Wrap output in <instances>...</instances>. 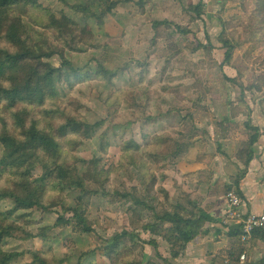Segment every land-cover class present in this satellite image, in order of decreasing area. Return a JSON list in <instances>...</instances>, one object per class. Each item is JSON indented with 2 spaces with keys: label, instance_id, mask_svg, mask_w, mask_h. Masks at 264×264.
Returning a JSON list of instances; mask_svg holds the SVG:
<instances>
[{
  "label": "trees",
  "instance_id": "trees-1",
  "mask_svg": "<svg viewBox=\"0 0 264 264\" xmlns=\"http://www.w3.org/2000/svg\"><path fill=\"white\" fill-rule=\"evenodd\" d=\"M54 1L59 8L45 6L43 0H0V148L4 150L0 160V201L8 199L14 204L7 214L0 212V264L18 263L25 257H30V264H57L52 247L13 251H7L6 247L15 239L17 231L23 233L21 239L24 241L49 242L51 230L60 227H71L74 234L95 236L102 243L98 250L81 255L77 264H85L91 254L94 258L102 257L108 264H157L145 261L141 248L146 245L157 252L158 240L168 245L170 259L178 260L189 243L204 235V220L194 207V211H189L194 203L188 196L174 198L161 182L166 178L163 172L171 167L167 163L178 162L192 144L181 143L170 131L143 132L140 142L124 141L122 137L118 160L110 165L107 163L105 157L109 156L112 144L106 124H113L123 107L129 108L137 121H144L143 126L152 125L149 131L159 121L144 113L149 90L146 84L148 64L134 61L133 66L124 69L107 71L100 68L97 72L89 65L76 68L68 54L80 55L99 48L97 36L88 23L104 27L121 2L82 0L80 4L72 5L70 0ZM155 1L124 2L142 7ZM223 1L217 0L219 5ZM254 1L252 12L242 5L241 20L220 22L224 36L233 32L223 42L222 64L218 66L212 59L215 47L207 37V45L200 43L192 50V53L203 51L206 55V59L194 65L196 69L223 70L230 66L238 46L237 33H241L244 41L252 43L253 49L264 51V0ZM206 7L200 0L183 9L184 19L188 21L185 26L170 20L152 24L154 30L167 31L162 48L163 73L174 67L175 59L183 52L178 38L194 34L190 27L203 21L207 15ZM76 16L83 23L76 21ZM258 63L262 70L250 86L245 85L240 71L235 79L225 75L224 79L233 88H239L242 95L245 90L264 95V54ZM132 67L140 71L138 87L111 91L104 103L107 118L94 124L86 122L82 113L84 105L68 92L92 81L115 85L120 72ZM152 82L153 79L149 81ZM260 106L264 114V100L260 101ZM136 112L141 116L137 117ZM183 131L195 136L193 125L184 126ZM249 131L252 132L249 133L251 141L240 143L235 153L236 159L245 167L253 161V145L261 136L256 128L249 126ZM95 139L99 140L100 149L81 174L78 153ZM122 172L133 177L135 186L131 192L128 188L124 191L118 187L113 191L107 189L113 175ZM242 178L239 176L237 185ZM222 191L226 195L235 192L232 187ZM71 194L78 196L75 205L69 208L66 202ZM94 199H104L107 205L123 211L131 230L102 238L96 230L97 219L91 221L89 217ZM17 212L28 217L27 223L21 225L32 224L37 214L41 215L39 222L44 216H51L55 224H42L35 234L27 233L11 220ZM137 232L149 235L150 239L142 240ZM228 249L222 255L239 263L242 251ZM160 259L163 264L168 263L162 256Z\"/></svg>",
  "mask_w": 264,
  "mask_h": 264
},
{
  "label": "rangeland",
  "instance_id": "rangeland-1",
  "mask_svg": "<svg viewBox=\"0 0 264 264\" xmlns=\"http://www.w3.org/2000/svg\"><path fill=\"white\" fill-rule=\"evenodd\" d=\"M114 1H120L121 3L104 27H98L93 22L88 23V26L97 36L99 48L80 55L68 54V58L76 68L89 65L90 69L94 72L100 71V68L107 71L124 69L128 65L133 66L134 61L146 62L148 64L146 84L149 90L144 113L150 115L152 118H158L159 121L149 131L152 125L143 126L144 121H137L133 117L132 111L127 107H123L115 122L113 124H106L107 135L112 144L109 156L105 157L109 165L116 162L121 154L119 144L122 137L124 141L134 139L140 142L143 132L154 134L170 131L174 133V137L181 143L189 142L191 136L188 134L187 136L181 135L180 132L183 131L184 126L191 125L190 121L194 119V115L202 110L203 107L206 109L209 108V106L203 105V103H208L214 95L216 96L215 100L222 99L225 102L226 97L222 93L226 94V96L230 93L227 88L228 83L224 79V75L227 76L225 70L221 68L196 69L194 65L206 59V55L203 51L192 53V50L197 47V44L207 45V37H209V41L215 47V52L214 54L212 53V59L220 66L225 54L223 42L228 39L227 36L233 33H225V36L223 32L219 34L221 30L223 31V26L220 25V22L230 21L232 19L241 20L243 18L241 11L242 5L246 7L248 12H252L255 8L254 0H224L220 5V8H222L221 11L217 12L215 11L216 6H213L217 0H206L208 2L206 12L207 14L208 12L215 13V16L218 18L219 28H213L210 25L215 20L213 16L211 17L214 20L209 23L203 20L202 23L200 22L191 26L190 28L194 31V34L189 35L187 38H178L182 44L183 52L175 59L174 67L166 73H163L165 59L162 55V48L167 31L162 29L154 30L152 24L154 22L170 20L179 25H187L188 21L184 19L183 9L187 8L190 1L192 2L191 4L196 5L199 0H156L142 7L133 3H125L124 1L126 0ZM81 2L82 0H70L72 5H77ZM43 3L45 6H52L53 8L60 7L54 0H43ZM69 13L71 14V12ZM75 20L82 22L78 16L75 17ZM204 24H206V27ZM235 38L238 46L235 49L232 64L227 66V69L235 70L231 73L233 76H236L238 71L242 72L245 85L250 86L255 76L262 70L258 62L264 54V51L259 48L253 49L252 43H247L241 38V33L235 34ZM186 42L193 43V46L185 45ZM139 73V70L132 67L127 71L120 72V76L115 82V85L92 81L78 85L74 91H70L68 94L81 101L84 105V110L82 111L84 119L86 122L94 124L106 119L108 116L107 108L104 106L107 95L117 88H137ZM194 75L199 76L195 77ZM152 79L154 82L150 84L149 81ZM236 91L240 90L237 88ZM247 92L249 93L250 91ZM243 94L242 99L245 98V92ZM206 95L209 96L205 99ZM259 95L264 97L263 94ZM59 96L60 98L62 97L60 90ZM194 99L196 101H193ZM196 103L202 104L203 107L196 108L197 105L194 107ZM136 113L137 117L141 116L140 112ZM178 113L184 117L189 116L190 113L194 115L190 119L184 120L177 115ZM179 135L185 136V138ZM187 137L189 138L187 139ZM99 149V140L95 139L88 142L80 150L78 155L81 159L79 165L81 174L86 170L88 162ZM3 152L4 150L0 148V160L3 157ZM167 164H170L171 167L166 172H163L164 177L167 176L163 182L172 186L170 177L168 176H171L173 174L171 172L176 169L177 160L169 161ZM133 175L136 177L135 174ZM134 186L135 182L133 177L122 172L113 175L107 189L113 191V189L118 187L124 191L128 188L131 192ZM173 189L176 190L175 187ZM173 189L171 187L167 189L171 195L174 192ZM77 196V194H71L69 196L66 202L69 208L75 205L74 202H76ZM13 206L14 204L11 200H2L0 201V212L7 214V211L12 209ZM89 217L91 221L97 219L96 222L98 225L96 226V230L102 238H110L115 234L131 230L124 212L119 211L116 206L107 205L104 199L99 201L94 199L90 207ZM11 220L20 225L22 230L32 234H35L42 224H52L53 226L55 224V219L51 216H44L43 220L39 222L41 215L37 214L33 217L34 222L32 224L29 226L26 224L21 225V223H27L28 220V217H25L23 212L15 213ZM136 234L142 240L150 239L149 235H145L142 232H137ZM22 236H24L22 232H15V239L6 247V250H23L34 247L48 249L52 247L53 250L55 248L54 253L57 257V264H63L62 262H65L64 264H77L78 258L81 255L88 251L98 250V247L102 245L95 236L74 234L71 227L53 228L50 232L49 242L24 241L21 239ZM154 252H156L155 249L150 246L145 245L141 248V253L144 257L146 254L150 256L149 261L163 264L160 259L161 255L159 253L157 254V252L154 254ZM30 262V257H25L22 261L14 264H30ZM95 263L104 264L107 262L100 256L94 258L92 254L85 259V264Z\"/></svg>",
  "mask_w": 264,
  "mask_h": 264
},
{
  "label": "crops",
  "instance_id": "crops-1",
  "mask_svg": "<svg viewBox=\"0 0 264 264\" xmlns=\"http://www.w3.org/2000/svg\"><path fill=\"white\" fill-rule=\"evenodd\" d=\"M203 1L207 5L208 2ZM213 6H216L217 12L222 9L217 1ZM203 20L207 23L214 20L210 25L219 28L215 13L208 12ZM223 70L231 79L238 76V72L233 76L231 73L235 70L227 69V66ZM227 88L230 93L227 96L222 93L226 97L225 102L222 99L215 100L214 95L208 103H203L209 106L208 109L196 103L194 107L197 105L196 108L203 109L195 115L190 113L184 117L177 114L183 119H190L194 115L191 125L185 127L193 125L195 136L190 137L192 145L188 153L178 160L176 169L171 172L173 174H168L172 186L164 182L162 185L167 189L176 188L177 191L173 189L174 198L186 195L192 200L194 205L189 207V211H194V208L197 210L199 217L204 220L205 232L202 237L189 243L183 255L175 261L170 259L168 245L158 240L161 245L157 252L168 261L166 264H236L222 255L229 247L242 251L249 264H264V232L254 234L249 243L242 242L238 223L227 218V195L222 191L232 187L245 199V215H260L264 212V114L260 106L264 97L245 90V98L242 99L244 94L239 88L240 91H236L237 88L230 84H227ZM249 126L256 128L261 136L253 145V161L245 167L236 159L235 153L240 143L251 141ZM180 134L187 136L184 131ZM239 176L243 178L237 185ZM144 258L145 261L150 260L147 254ZM237 264H240V259Z\"/></svg>",
  "mask_w": 264,
  "mask_h": 264
},
{
  "label": "built area",
  "instance_id": "built-area-1",
  "mask_svg": "<svg viewBox=\"0 0 264 264\" xmlns=\"http://www.w3.org/2000/svg\"><path fill=\"white\" fill-rule=\"evenodd\" d=\"M226 201L228 203L227 218L238 223L242 242L249 243L254 234L264 232V212L260 215H245L243 209L246 201L236 192H230L226 196ZM240 264H249L246 255L240 257Z\"/></svg>",
  "mask_w": 264,
  "mask_h": 264
}]
</instances>
